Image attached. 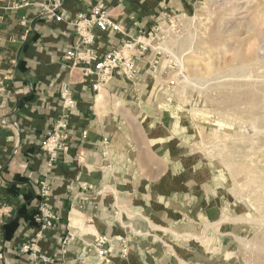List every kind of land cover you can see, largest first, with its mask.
Here are the masks:
<instances>
[{
  "label": "crops",
  "instance_id": "0c3cea01",
  "mask_svg": "<svg viewBox=\"0 0 264 264\" xmlns=\"http://www.w3.org/2000/svg\"><path fill=\"white\" fill-rule=\"evenodd\" d=\"M52 1L54 16L41 14ZM197 2L0 0V264H104L89 246L97 235L108 238L115 264H239L235 242L246 227L227 218L245 211L220 196L212 169L171 133L149 80L130 81L113 70L96 92L95 75L83 72L94 62L70 69L63 58L68 49H83L73 23L94 8L119 25V31L92 28L96 58L123 54L125 44L138 57L131 46L160 18ZM148 59L147 53L139 59L141 67ZM61 82L69 84L74 107L66 150L48 166L41 143L61 118ZM40 182L50 189L46 198ZM44 200L55 219L37 237L34 216ZM204 226L206 245L187 237Z\"/></svg>",
  "mask_w": 264,
  "mask_h": 264
},
{
  "label": "rangeland",
  "instance_id": "374dc122",
  "mask_svg": "<svg viewBox=\"0 0 264 264\" xmlns=\"http://www.w3.org/2000/svg\"><path fill=\"white\" fill-rule=\"evenodd\" d=\"M224 1L226 2L227 0H198L196 7H194L190 11L175 13L173 12L166 17L160 18L145 38L139 39L140 41L136 42V46H131V50L135 48V50L139 52L138 57H135V55H129V53L127 52L129 48L123 49V56L125 58L131 57L136 67V74L134 75V77L128 79L124 74L123 77L127 80L135 81L143 76L144 81L149 80L150 84H152L150 88L154 87L153 89L156 94L155 98L157 99L156 104L158 105V108L168 112L167 114L169 116L167 117L165 115V120L166 123H171V133L177 134L178 136L180 135L181 143L187 150H190L192 156L196 160H200V162L206 164L209 168L212 169L214 173L213 177L217 182L216 184L219 185L220 189L223 192V194L221 193L220 196L236 205L235 208L237 210L243 208V210L245 211L244 216H239L234 219L227 218V220L239 222L246 227L244 234H242L241 237H237V240L235 242L234 254L237 257L238 263L264 264V254L258 253V251L255 249L256 246L254 245V243L257 244L258 242L262 243L261 234L264 231V225L262 226V224L264 223L261 220L264 219V200H262L256 192L257 189L254 187V182L247 180L244 171L237 169L229 172L226 170V167L223 163L224 160H222L224 156V159H226L227 157L226 149H222V146H220L222 143H230L235 141V138L237 137V135L235 136V133L238 134V132H241L242 130H246L248 131V133L252 130H256L257 128L255 127H257V124L251 122L246 116L235 118L230 115L231 112L229 115H226V113L229 111L228 108L223 107L220 104L221 100L223 101L225 94L230 90L223 88L221 91V88H213L208 89L210 92L206 90L203 93L202 90H199L194 86L196 81L201 80L199 78H202L204 76L206 78L214 77L218 73L219 75H238L242 72L244 73V75H246L242 78L243 80L245 79V82L253 80L256 77H264V63L260 64L258 67H246L244 69H241L240 60H235L234 62V60L232 59L234 56L232 51L227 50L219 53V50H221V47L223 45H226L227 43L235 44L236 39L238 41H241L242 38H244L242 40V46L244 48L249 46V43L254 40V38L250 34H247L244 28V30L242 28L236 30L237 33L234 31V34L237 35H233L235 37H231L232 35L229 36V34L225 35L223 39L225 38L224 41L228 39L227 41H225L227 43H225L222 39L220 40V37L217 36V30L220 26H218V24H221L220 22H222L223 20L219 18V14H224V16L228 17L229 15H226L225 13H229L228 9L238 3L236 0H233L232 2H230V4L227 2V4H225ZM219 3L222 4L220 5V8H222V10H219L220 12L217 11V8H219ZM240 11L236 10V12ZM237 15L239 16V14H233L228 18H234L237 17ZM263 18L264 15L258 16V18L256 19L257 30H264ZM248 37L250 38L247 41ZM244 41L246 42L244 43ZM140 42L148 43V47L146 48V50H141V48H139ZM189 44H191L192 46ZM209 52L212 53L215 57L209 54ZM146 53L148 54L149 59L145 67L143 68L141 67V61L139 59L143 56H146ZM176 56L182 57L184 58V60H187L190 57L196 58L199 64L198 67H196L197 69H199L200 66L202 67V65H205L206 63L212 64L213 62H215V58L217 56H224L225 59L227 57L226 61L229 63H227L226 61H224V63L222 62L221 65L217 69H215V71H213V74H211V76H207L202 73L195 72L194 70L196 68L194 69L193 67L187 65L186 62L185 65L188 71H190L189 74L192 84L184 87L183 89L181 86H179L176 76V74L180 70L175 59ZM211 57L214 59L213 61ZM235 71L238 74H235ZM190 86L192 87L191 89ZM184 102L187 104H185ZM223 108H225V110ZM236 109L237 108H235V112L238 109L239 111H243L244 107L242 108V106H238V109ZM261 151L263 152L264 150ZM222 152L224 154H222ZM242 152V161L246 162L248 166L253 167V165L260 158V161H263L264 159V153H255L254 149L248 150L244 146L239 147V150H237V153L235 155L237 156ZM106 158L107 161L105 162L108 164V166L106 167H109L110 162L108 153L106 155ZM236 183H238L239 185ZM114 210V212H117L116 208ZM214 225L215 228L213 229H215L217 233L224 232L219 223H215ZM210 226H213V224ZM260 227L262 231L260 230ZM206 228L207 227L204 226L203 233H195L187 236L191 237L192 239H196L198 243L202 245L204 242L206 245L208 243L207 241H209L206 236ZM259 231L261 233H259Z\"/></svg>",
  "mask_w": 264,
  "mask_h": 264
},
{
  "label": "bare ground",
  "instance_id": "6f19581e",
  "mask_svg": "<svg viewBox=\"0 0 264 264\" xmlns=\"http://www.w3.org/2000/svg\"><path fill=\"white\" fill-rule=\"evenodd\" d=\"M232 1L233 0H227L226 2L230 4V2H232ZM236 1L238 3L235 4V6L228 9L229 13H225V14L229 15V16L233 15V14L234 15L239 14V16L237 15V17L228 18L229 16L227 17V16H224V14H219V18H221V20H223L222 22H224V23L220 22L221 24H218V26L219 25L220 26H219V28L217 27L218 28L217 36L220 37V40L222 39L224 41L225 38L223 39V37L225 35L229 34V36L232 35L231 37H235L233 35H236V34H234L235 32L237 33L236 30H239V28H242V29L244 28L245 31L247 32V34H250L254 38V40L249 43V46L244 48L242 46V42H243L242 40L244 38H242L243 36L240 34L242 36L241 41L240 40L238 41L235 38L236 39L235 44H231V43L228 44L227 42H225L228 40L227 39L224 42L227 43L228 45L227 44L223 45L221 47V50H219V49L218 50H219V53L227 51V50L232 51L233 55H234L232 59L234 60V62H235V60L236 61L240 60V63H241L240 68L241 69H244L246 67H258L260 64L264 63V30H260V29L257 30V28H256L257 20L256 19L258 18V16L264 15V0H236ZM226 2H225V4H227ZM220 5H222V4L221 3L218 4L219 8H217L218 9L217 11L222 10V8H220L221 7ZM236 10H239V11L241 10V11L236 12ZM234 12H236V13H234ZM263 26H264V23H263ZM229 36H228V38H229ZM249 38L250 37H248L247 41L249 40ZM191 42H192V39H191ZM245 42L246 41H244V43ZM189 45H191V44H189ZM183 47H185V46H183ZM188 48H191V47H188ZM210 52H209V54L213 55ZM207 57H209V56H207ZM212 57H211V59L213 61L214 60L213 58L215 56L213 58ZM175 59H176L178 66L180 68L179 72L176 74L177 79H178V83H179V86H181L184 89V87L192 84L190 74H189L190 71H188V69L186 68L185 63L187 62L186 63L187 65H189L195 69L199 65L198 60L194 57H190L187 60L186 59L184 60V58L178 57V56H176ZM226 59H227V57H226ZM226 59L224 58V56L223 57L217 56L215 58V62H213L212 64H210V63H206L205 65L200 64V65H202V67L200 66L199 69L196 68L194 71L197 73H202V74L207 75V76H209V75L211 76V74H213V71H215V69H217L221 65L222 62L224 63V61H226ZM209 62H211V61H209ZM227 63H229V62H227ZM227 63H225V64H227ZM231 63H232V61H231ZM191 67H189V68H191ZM195 72H194V74H195ZM235 74H238V73H236V71H235ZM244 76H246V75H244V73H242V72H241V74H238V75H233V74L219 75V73H218L214 77H210V78L208 77L209 79L206 78L205 76L202 78H199L201 80L196 81L194 86L197 87L199 90H202L203 93H204V91H206L208 89H213V88H221V91L223 88L230 90L229 92H227L225 94L223 101L221 100V104H220L223 107L228 108L229 111L226 113V115H229L231 112L230 115H232L235 118H240L242 116L243 117L246 116L247 118H249V120L251 122H253L254 124L255 123L257 124V127H255V128H257L256 130H252L249 133L246 130L245 131L242 130L241 132H238V134L235 133V136L237 135V137L235 138V141L230 142V143H222L220 146H222L221 147L222 149H226V156L227 157H226V159H224L225 158V156H224V158L222 159V160H224L223 163L226 167V170L229 172L237 170V169L244 171L245 177L247 178V180L254 182V187L257 189L256 192L258 193L259 197H261V199L264 200V159H263V161H260L261 160V158H260L252 167V166H248L246 164V162L242 161L243 152L241 154L239 153L237 156L235 155L237 153V150H239V147H241V146H244L248 150L254 149L255 153H261L262 152L261 150H264V77H256L253 80L245 82L244 81L245 79L244 80L242 79ZM192 81H193V79H192ZM191 88L192 87L190 86V89ZM231 90H234V91H231ZM193 97H195V96H193ZM209 98H212V97H209ZM185 104H187V103H185ZM238 106H242V108L244 107V110L239 111ZM235 108L238 109V110L236 109L237 110L236 112H235ZM223 109L225 110V108H223ZM215 110H217V109H215ZM221 112H222V110H221ZM233 137H234V135H233ZM241 150H242V148H241ZM262 153H264V151ZM222 154H224V153L222 152ZM236 184H238V183H236ZM248 194H249V192H248ZM252 194H253V192H252ZM261 221L264 223V219ZM263 225L264 224H262V226ZM260 230H261V227H260ZM259 233H261V232L259 231ZM261 235H262L261 236V238H262L261 242L262 243L258 242L257 244L254 243V245L256 246L255 249L258 251V253L264 254V231L262 232Z\"/></svg>",
  "mask_w": 264,
  "mask_h": 264
},
{
  "label": "built area",
  "instance_id": "2783aa9c",
  "mask_svg": "<svg viewBox=\"0 0 264 264\" xmlns=\"http://www.w3.org/2000/svg\"><path fill=\"white\" fill-rule=\"evenodd\" d=\"M23 4H26L24 2ZM56 3L52 1L51 5H42L40 8L41 14H49L54 16V7ZM60 16H56V19H60ZM74 28L77 33L78 41L83 49L71 48L65 51L63 58L68 64L69 68H75L78 65H88L94 62L93 69L84 68L85 75L94 74L95 79L91 84L94 91L98 92L101 85L106 82V79L110 76L113 70H119L126 78L131 79L136 74V67L131 57L125 58L121 51L110 50L106 52L102 58H96L95 54L91 50L90 46L94 40L92 28L96 27L100 31H119V25L111 20L108 12L101 6L94 8L87 16L80 17L74 23ZM134 43V41L132 42ZM141 50H146L148 43L140 42ZM124 47H129L124 45ZM60 100H61V118L54 126V129L48 132L47 136L41 143V148L46 151L49 161L48 166L54 164L58 159L59 154L66 150V144L64 141L67 139V117L74 107V100L72 98L71 90L67 82H61L59 86ZM107 152H102L103 164L108 166L105 162ZM40 196L43 198L48 197L50 193L49 187L45 182H40ZM55 219L53 211L49 208L45 200L38 206V212L34 216L35 222L39 224V230L36 236H40L42 231L52 226V221ZM34 244H31L33 247ZM95 252L97 258L104 264H114L110 259L112 252L111 244L105 235L95 236L92 243L89 245ZM128 252L127 239H120L119 253L121 256H125ZM2 254L0 253V259Z\"/></svg>",
  "mask_w": 264,
  "mask_h": 264
}]
</instances>
